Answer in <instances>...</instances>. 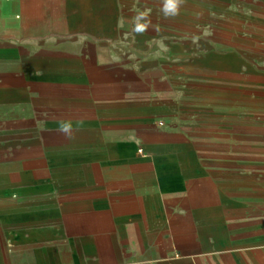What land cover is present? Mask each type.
Here are the masks:
<instances>
[{
  "label": "crops",
  "instance_id": "crops-1",
  "mask_svg": "<svg viewBox=\"0 0 264 264\" xmlns=\"http://www.w3.org/2000/svg\"><path fill=\"white\" fill-rule=\"evenodd\" d=\"M148 2L0 0V264H264V0H184L197 84L98 74Z\"/></svg>",
  "mask_w": 264,
  "mask_h": 264
},
{
  "label": "rangeland",
  "instance_id": "rangeland-1",
  "mask_svg": "<svg viewBox=\"0 0 264 264\" xmlns=\"http://www.w3.org/2000/svg\"><path fill=\"white\" fill-rule=\"evenodd\" d=\"M148 6L151 8L147 11L151 13L144 16V21L148 27L155 26L154 32L145 33L143 37L133 31L135 21L125 20L121 23L125 29L117 28L111 34L91 36L96 42L95 58L97 67H100L97 68L98 74L105 72L107 77L125 69L129 76L139 71L145 75L160 74L166 77L175 74V69H184L185 73H179L186 74L193 84H197V81L204 79V76L200 74V66L194 62L205 53L202 44L206 41L201 31L204 20L199 17L200 4L192 3V16L188 22L178 21L172 16L166 17L162 11L163 0L148 2ZM112 27L114 28V25ZM147 40H151L152 46L143 42ZM172 46L179 48L172 51ZM80 54H88V52L81 50Z\"/></svg>",
  "mask_w": 264,
  "mask_h": 264
},
{
  "label": "clouds",
  "instance_id": "clouds-1",
  "mask_svg": "<svg viewBox=\"0 0 264 264\" xmlns=\"http://www.w3.org/2000/svg\"><path fill=\"white\" fill-rule=\"evenodd\" d=\"M184 3V0H163V13L166 17L175 16L179 13L180 6ZM145 13H140L135 17V26L133 31L137 34H142L147 30L148 24L141 23V20L144 19ZM72 123L70 121H60L59 122V131L65 134L67 137H71L72 133Z\"/></svg>",
  "mask_w": 264,
  "mask_h": 264
}]
</instances>
